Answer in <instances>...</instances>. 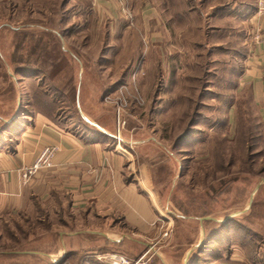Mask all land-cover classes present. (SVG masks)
<instances>
[{
	"label": "rangeland",
	"instance_id": "rangeland-1",
	"mask_svg": "<svg viewBox=\"0 0 264 264\" xmlns=\"http://www.w3.org/2000/svg\"><path fill=\"white\" fill-rule=\"evenodd\" d=\"M95 2L0 0V61L18 63L10 74L27 82L42 74L38 60L54 46L70 63L54 85L42 80L44 90L61 93L77 69L90 115L115 124L119 117L120 139L157 142L146 152L159 168L156 193L169 228L179 227L180 249L213 232L199 264H264V183L249 205L264 180V131L240 76L256 0H112L114 15ZM0 98L15 103L11 84ZM61 100L60 118L68 109L81 122ZM42 208L0 215V264H14L4 252L44 248L58 231L56 207ZM205 216L231 218L214 232L216 223L198 221Z\"/></svg>",
	"mask_w": 264,
	"mask_h": 264
},
{
	"label": "crops",
	"instance_id": "crops-1",
	"mask_svg": "<svg viewBox=\"0 0 264 264\" xmlns=\"http://www.w3.org/2000/svg\"><path fill=\"white\" fill-rule=\"evenodd\" d=\"M111 2L96 0L95 6L114 15L111 5L118 7ZM249 21L241 86L252 93L264 131V16L258 18L254 12ZM52 47L38 60L42 74L37 78L54 85L70 60H62ZM1 63L0 72L6 78L0 73V88L11 84L16 100L9 105L0 98V215L49 205L56 207L60 216L58 231L43 243L44 248L13 252L17 254L13 263L54 264L66 256L65 264H103L102 257L108 253L136 259L151 250L152 263L176 264L180 258L187 264L195 248L188 243L181 250L182 244L173 241L179 227L169 228L156 193L154 177L159 168L154 169L146 152L156 148L154 138L150 137L151 142L149 138H119L117 143L113 118L102 123L81 102L84 82L77 69L66 73L60 94L73 103L71 110L75 108L81 122L68 109L64 112L67 118L56 117L59 103L49 96L46 99L50 101H45L48 106L31 105L27 82L10 74L20 67L18 63ZM51 144L58 148L52 168L39 170L23 182L22 169L32 166L43 147ZM172 244L177 246L178 257L169 249L174 248Z\"/></svg>",
	"mask_w": 264,
	"mask_h": 264
},
{
	"label": "built area",
	"instance_id": "built-area-1",
	"mask_svg": "<svg viewBox=\"0 0 264 264\" xmlns=\"http://www.w3.org/2000/svg\"><path fill=\"white\" fill-rule=\"evenodd\" d=\"M255 16L258 18H261L264 16V0H256V7H255ZM120 120L119 117L117 119L116 123V129H117V143L120 141ZM58 152V148L54 145H45L43 149L38 153V155L35 157V160L30 167H25L22 169L21 178L23 179V182H28L27 180L35 175L36 172L43 169H50L52 168L53 164V158ZM101 262L103 264H152L151 261V253L150 250L146 251L136 259H130L126 257L123 254L118 253H108L105 254L104 257H102Z\"/></svg>",
	"mask_w": 264,
	"mask_h": 264
},
{
	"label": "trees",
	"instance_id": "trees-1",
	"mask_svg": "<svg viewBox=\"0 0 264 264\" xmlns=\"http://www.w3.org/2000/svg\"><path fill=\"white\" fill-rule=\"evenodd\" d=\"M191 1V0H189ZM219 9V8H218ZM221 9V8H220ZM253 12H255V10H253ZM20 67H17L16 70H19ZM25 74H30V72H26ZM38 76H30L27 80V84L29 85V88L28 91H29V94L31 96V105H33L34 103H43L44 106H48L46 105V102L45 101H50L52 100L53 102H57L59 103V106L56 110H54V114H56V117H60V114L63 113V109L61 108L63 106V102H62V96L59 92H57V90H55L53 87L50 88V90H44L43 89V85H42V80H44L43 78H37ZM45 81V80H44ZM55 93V94H54ZM50 97V100H47L46 97ZM62 111V112H61ZM66 111V110H65ZM67 115V114H66ZM67 118V116H64L63 118L61 119H65ZM247 121V120H244V122ZM240 124V128H242V130L244 131H248V126L245 125H242ZM258 125H260V123L258 122ZM244 127V128H243ZM40 209L43 210V208L41 206H37L36 207V210L35 212H40ZM42 213H44V211H42ZM48 215V214H47ZM229 220H226L225 222L223 223H217V222H214V221H211V220H204V222H214L216 223V227L217 229L214 230V232H217V230H219V227H221L222 225H224V223L228 222ZM213 232H207L203 235V241H202V244L195 248L191 253L190 255L188 256V262L187 264H199V260H198V257H200V254L203 253V251L206 249V246H207V243L209 241V237L210 235L212 234ZM6 255V257H13V256H16L17 254L16 253H13V252H4L3 255ZM66 256L63 257L61 260H59L58 262H55L54 264H65V260H66ZM48 264H52V263H48ZM153 264V263H152Z\"/></svg>",
	"mask_w": 264,
	"mask_h": 264
},
{
	"label": "water",
	"instance_id": "water-1",
	"mask_svg": "<svg viewBox=\"0 0 264 264\" xmlns=\"http://www.w3.org/2000/svg\"><path fill=\"white\" fill-rule=\"evenodd\" d=\"M261 183H264V180H262L260 183H258L256 186H255V188H254V190H253V193L251 194V197H250V200H249V205H250V203L252 202V198H253V194H254V192L256 191V189L260 186V184ZM249 205H248V207H249ZM245 210H243V211H241V212H244ZM231 217L230 216H227V217H225V219L224 220H219V221H217V220H215V219H213V218H211V217H209V216H205V217H202V218H200L199 219V222H202L203 220H211V221H214V222H217V223H223V222H225L226 220H228V219H230ZM200 246V244H198V245H196V246H194V248H197V247H199ZM193 248V249H194ZM190 252V251H189ZM189 252H188V254H189ZM188 254H187V256H188Z\"/></svg>",
	"mask_w": 264,
	"mask_h": 264
}]
</instances>
